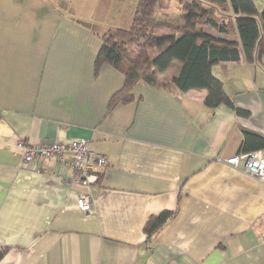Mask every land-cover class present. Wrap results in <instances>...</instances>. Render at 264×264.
Wrapping results in <instances>:
<instances>
[{
    "label": "crops",
    "instance_id": "crops-1",
    "mask_svg": "<svg viewBox=\"0 0 264 264\" xmlns=\"http://www.w3.org/2000/svg\"><path fill=\"white\" fill-rule=\"evenodd\" d=\"M136 3L0 0V264H264V183L224 162L264 149L244 136L264 141V56L247 62L238 49L212 67L231 105L211 111L205 89L161 84L178 76L173 61L156 84L130 74L132 101L110 108L125 76L96 65L100 37L128 29ZM173 7L160 18L180 21ZM77 139L105 158L88 185L68 184L70 154L18 166V140ZM80 193L92 213L79 211ZM162 212L172 216L147 239Z\"/></svg>",
    "mask_w": 264,
    "mask_h": 264
},
{
    "label": "trees",
    "instance_id": "trees-1",
    "mask_svg": "<svg viewBox=\"0 0 264 264\" xmlns=\"http://www.w3.org/2000/svg\"><path fill=\"white\" fill-rule=\"evenodd\" d=\"M173 1L137 0L128 29H110L101 35L96 65L109 63L125 76L124 88L116 93L110 108L116 102L132 101L136 82L130 74L138 73L142 82L156 84L173 61L181 63L178 76L163 78L161 84L180 92L205 89L204 103L211 111L219 105H231L212 67L223 61H238V49L247 62L255 55L264 56V9H258L254 0H177L182 14L180 21L172 23L160 17L169 13ZM205 27L237 40L215 37ZM236 113L245 114L239 109ZM244 136L246 149L247 143L251 144L248 149L264 148L262 139L248 133ZM171 216L169 212L149 216L143 228L146 238L157 233ZM7 250L0 247V260Z\"/></svg>",
    "mask_w": 264,
    "mask_h": 264
},
{
    "label": "built area",
    "instance_id": "built-area-1",
    "mask_svg": "<svg viewBox=\"0 0 264 264\" xmlns=\"http://www.w3.org/2000/svg\"><path fill=\"white\" fill-rule=\"evenodd\" d=\"M16 149L20 155L19 167H26L38 157H56L62 162V156L70 154V161L64 163L73 173V181L68 182L69 185L73 182L90 184L95 166L103 168L105 164L104 156L93 151L87 139H77L65 144L39 143L36 145H28L25 141L18 140ZM224 162L264 183V149L240 152L224 159ZM76 205L79 211L86 215L93 211L92 197L88 193H80L76 199Z\"/></svg>",
    "mask_w": 264,
    "mask_h": 264
},
{
    "label": "rangeland",
    "instance_id": "rangeland-1",
    "mask_svg": "<svg viewBox=\"0 0 264 264\" xmlns=\"http://www.w3.org/2000/svg\"><path fill=\"white\" fill-rule=\"evenodd\" d=\"M254 2L257 4L258 3V5H263L264 6V0H254ZM173 4H174V7H173V9H177L178 7H179V5H180V3L177 1V0H175V1H173L172 2ZM181 6V5H180ZM172 9V10H173ZM174 11V10H173Z\"/></svg>",
    "mask_w": 264,
    "mask_h": 264
}]
</instances>
